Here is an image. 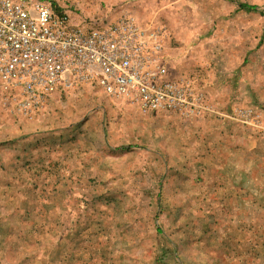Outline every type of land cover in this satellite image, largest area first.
Segmentation results:
<instances>
[{
    "label": "rangeland",
    "instance_id": "rangeland-1",
    "mask_svg": "<svg viewBox=\"0 0 264 264\" xmlns=\"http://www.w3.org/2000/svg\"><path fill=\"white\" fill-rule=\"evenodd\" d=\"M45 1L88 32L122 19L161 30L173 79L193 78L198 63L253 81L264 73V0ZM127 105L83 85L28 120L0 87V121L7 112L44 116L32 124L28 151L18 136L0 159V264H264V236L245 232L244 219L229 212L244 203L227 200L223 181L213 190V155L195 152L196 119L134 107L144 116L138 122ZM231 115L260 128L253 108ZM258 132L248 139L253 179L264 173Z\"/></svg>",
    "mask_w": 264,
    "mask_h": 264
},
{
    "label": "built area",
    "instance_id": "built-area-1",
    "mask_svg": "<svg viewBox=\"0 0 264 264\" xmlns=\"http://www.w3.org/2000/svg\"><path fill=\"white\" fill-rule=\"evenodd\" d=\"M163 38L161 30H144L130 19L88 32L71 27L45 0H0V87L28 120L54 95L83 85L143 114L197 119L203 94L188 80L169 77Z\"/></svg>",
    "mask_w": 264,
    "mask_h": 264
},
{
    "label": "crops",
    "instance_id": "crops-1",
    "mask_svg": "<svg viewBox=\"0 0 264 264\" xmlns=\"http://www.w3.org/2000/svg\"><path fill=\"white\" fill-rule=\"evenodd\" d=\"M171 64L170 60L168 66L170 67ZM190 71L192 70L186 73ZM192 74L193 78L187 75L180 78L188 80L203 94L205 101L201 114L193 121L195 126L189 130V135L196 138L195 152L202 156L213 155L212 162L206 166L207 170L212 169L217 173L216 176L212 174L214 176L213 183H211L213 190L216 189V184L223 181L232 189L227 193V200L244 203L243 211L236 210V208H232L234 211L229 210L233 213L231 218H243L244 231L259 234L262 237L264 236V210L253 206L252 203H264V192L258 191L264 187V173L263 176L255 175L257 179H253L255 168L251 161L252 149L248 139L253 137V132L256 133L259 130V137L263 139L261 147L264 150V73L260 75L258 81H253L251 76L241 75L231 67L209 68L198 63ZM169 77L171 78L170 73ZM239 105L253 108L261 113L260 128L253 127L251 120H248V123L244 119L242 123L240 121L242 119H237V117L230 119L231 113ZM125 108L127 115L140 119L137 120L138 122L143 121L144 116H140L136 108L131 106ZM9 113H5L0 121V159L12 152L11 142L18 136H21L24 142L22 152L28 151L31 146L32 124H36L40 117L41 119L44 117L42 115L43 117L40 116L34 121L16 120V117ZM220 113H224L222 117ZM241 143L243 144L242 149ZM214 155H217L216 159ZM261 167L264 170V164ZM218 194H221L220 191ZM239 215L240 218H238ZM260 242L263 245L264 239Z\"/></svg>",
    "mask_w": 264,
    "mask_h": 264
},
{
    "label": "trees",
    "instance_id": "trees-1",
    "mask_svg": "<svg viewBox=\"0 0 264 264\" xmlns=\"http://www.w3.org/2000/svg\"><path fill=\"white\" fill-rule=\"evenodd\" d=\"M245 8H247V9H249V10H250V9H253V8H251V7H245Z\"/></svg>",
    "mask_w": 264,
    "mask_h": 264
}]
</instances>
